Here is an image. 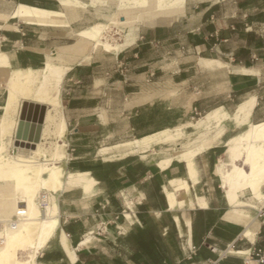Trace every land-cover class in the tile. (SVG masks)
Segmentation results:
<instances>
[{"label": "crops", "instance_id": "0c3cea01", "mask_svg": "<svg viewBox=\"0 0 264 264\" xmlns=\"http://www.w3.org/2000/svg\"><path fill=\"white\" fill-rule=\"evenodd\" d=\"M62 1L0 0V51L7 54L10 68H42L49 57H58L75 43L82 30L75 33L70 20V27L57 28L12 17L21 5L65 12ZM79 1L86 8L93 6V0ZM133 34L132 43L120 52L104 51L112 57L94 52L89 63L72 64L66 76L62 92L65 150L70 156L66 168L86 166L87 170L74 173H90L97 184L92 194L78 186L56 194L59 230L37 254L36 264H207L209 260L247 264V258L264 264L252 256L255 250H264V222L258 213L259 228L249 240L243 235L245 225L223 219L231 206L220 183L212 176L202 181L199 162L205 160L210 168L205 156L209 149L195 159L198 180L188 181L192 205L176 212L179 221L169 208L165 188L172 190L173 179L187 178L186 163L174 160L160 170L156 160L136 155L104 160L97 152L98 167L82 162L101 140H117L113 146L176 129L189 122L193 110L207 114L225 108L232 116L255 98L249 123L264 122V0H186L179 15L138 24ZM67 57L63 55L65 63L71 61ZM5 80L0 69V133ZM231 124L224 136L238 133L224 142L226 165V144L248 127ZM223 137L210 150L222 144ZM10 153L18 154V147H11ZM217 169L213 175L220 178ZM102 223L107 232H96L82 246L85 236ZM231 249L235 253L227 255Z\"/></svg>", "mask_w": 264, "mask_h": 264}, {"label": "bare ground", "instance_id": "6f19581e", "mask_svg": "<svg viewBox=\"0 0 264 264\" xmlns=\"http://www.w3.org/2000/svg\"><path fill=\"white\" fill-rule=\"evenodd\" d=\"M185 1L93 0L92 5L115 3L118 11L114 13L109 23H95L80 31L77 35L80 39L77 42L65 48L58 57H49L39 69L14 70L9 66L7 54L0 51V69L6 75L7 96L0 133V182L11 185L13 194L9 203H5L6 205L3 203L5 207L1 202L4 210H0L2 211L0 264H36L37 254L59 230L60 211L56 194L72 186L81 187L86 194H92L97 184L90 173L69 172L66 168L70 156L65 150L67 122L63 112L62 92L71 65L89 63L93 52L99 47L107 52H120L129 46L132 40L127 38L123 43L116 39L108 40L106 36L110 31L121 30L123 25L134 28L151 20L177 16L184 10ZM62 4L66 11L82 10L87 7L79 0H63ZM12 17L57 28L70 27L69 18L63 11L21 5ZM63 55L68 56L71 61L65 63ZM23 100L47 106L48 109L42 139L37 149L18 147L19 153L13 155L10 148L15 143L13 133L16 130ZM255 105L256 99L252 98L241 104L236 114L232 116L225 108H217L196 122L104 147L99 150V154L104 160H117L132 155L146 160H156V166L160 170H166L174 160L186 163L187 178L173 179L170 181L172 190L165 188L169 208L174 213L175 220L179 221L176 212L192 205L188 181L196 183L198 180L196 157L219 142L229 124L233 123L239 127L247 125L242 134L226 144L229 163L226 165L221 161L216 173L220 176L221 186L231 206L223 219L226 222L245 225L243 235L249 240H254L259 221L253 214L255 211L259 214L264 208V122L249 123ZM187 129L192 132L188 133ZM156 147L159 149L156 150ZM120 150L125 152L118 153ZM150 152L153 153L150 155ZM247 193L250 198L244 199ZM199 206L206 208L207 204L199 202ZM21 207L26 211L25 217L15 221L14 216ZM99 230L107 232L108 226L99 224L80 244L87 245L93 240L96 232L99 234ZM63 239L71 259L75 260L74 249L70 247L66 237ZM23 249H27L28 252L21 254L20 251ZM233 253L235 252L231 249L227 255ZM238 254L246 256L248 253ZM247 264L257 263L247 258Z\"/></svg>", "mask_w": 264, "mask_h": 264}, {"label": "rangeland", "instance_id": "374dc122", "mask_svg": "<svg viewBox=\"0 0 264 264\" xmlns=\"http://www.w3.org/2000/svg\"><path fill=\"white\" fill-rule=\"evenodd\" d=\"M96 1H101V0H96ZM89 2L90 1H86V3H89ZM117 11H118V7L115 5V3L109 2V3H106L105 5L96 4V5H93L91 7H88L87 9H83V10H77V11L68 10V13H66V11H65V13L69 17V20L72 22V30L75 33H77L80 30H84L86 28L91 27L95 23H101V24L102 23L103 24L109 23L110 19L112 18L114 13L117 12ZM134 29H135V27L134 28H130L127 25H123V26H121V30L114 29V30L110 31V33H108L106 37H107L108 40L109 39L110 40L111 39H116V40H118V41L123 43V42H125V40L127 38H129L131 40L134 38V34H133V30ZM74 38H75L74 42H77L80 39V37L79 36L77 37L76 35H75ZM88 49L89 50L91 49V45L88 46ZM104 51L105 50L102 47H99L94 52H97L96 53L97 55H102V56H106V57H112L114 55L112 53H106L107 51L106 52H104ZM204 115H205L204 113H200L199 111L193 110L191 116H189V118L187 119V122L188 121H189L188 123L196 122L199 118L203 117ZM187 130H188L187 131L188 133L192 132L190 129H187ZM237 133L238 132L227 133L222 139V144H220L217 147H214L213 149L208 151V153L205 156L208 157V158L206 157V159L210 160V168L205 167V165H204V164H206L205 160L199 162V167H200L201 172L203 174L202 181L205 180V178H209L210 179V177L212 176L214 182L215 183L219 182L220 185H221V182L219 181L220 178H218L215 175H213V171L215 172L216 167L218 165V161H220V160H222L224 162L227 161V158H226V155H225L224 142L227 139H229L230 137H232L233 135H236ZM130 139H132V138H128L129 141H130ZM115 141H117V140H111V141L101 140L100 143L96 146V148L94 150H92V154L90 156H88L87 159H84L82 162L86 163V164H89V165L92 164L94 167H98L99 164H100V159L95 157L96 152L99 153V150L104 148V147H111L112 146L111 143H113ZM124 141H127V139L124 140ZM114 145H116V144H114ZM156 150H158V148H156ZM120 151H123V150H120ZM152 153L153 152H150L149 154L151 155ZM74 162L75 161H72V163H74ZM214 167H215V169H214ZM67 170L68 171H72V172H76V171H84V170H87V169H86V166L74 167V166H71L69 164ZM205 182H202L203 185H204ZM209 185L211 186V184H209ZM205 188H207V187H205ZM12 198H13V194H12L11 185L5 184L3 182H0V210L3 211L4 208H3L2 204L3 203L7 204V202L9 203V201ZM243 198L244 199H248V198H250V195L247 193ZM3 199H7V200H3ZM1 202H2V204H1ZM5 205H4V207H5ZM2 211H0V214H1ZM257 213H258L257 211L254 212V216L255 217L257 216ZM0 220H1V218H0ZM1 224L2 223L0 222V229L2 228ZM183 241H184V239H181L180 243H184ZM27 252H28L27 249H23V250L20 251L21 254H24V253H27Z\"/></svg>", "mask_w": 264, "mask_h": 264}, {"label": "water", "instance_id": "95a60500", "mask_svg": "<svg viewBox=\"0 0 264 264\" xmlns=\"http://www.w3.org/2000/svg\"><path fill=\"white\" fill-rule=\"evenodd\" d=\"M47 109V106L34 102H23L14 143L15 147L37 149V145L42 139Z\"/></svg>", "mask_w": 264, "mask_h": 264}, {"label": "built area", "instance_id": "2783aa9c", "mask_svg": "<svg viewBox=\"0 0 264 264\" xmlns=\"http://www.w3.org/2000/svg\"><path fill=\"white\" fill-rule=\"evenodd\" d=\"M119 69H124V65L119 66ZM41 200V199H40ZM26 211L24 207H21L17 210L16 215L14 216L15 221H19L21 218H24ZM258 218L264 222V208L259 211ZM101 231V230H100ZM212 252H215V249H212ZM253 257H255L259 261L264 260V250L257 249L254 251ZM217 260H209L207 264H217Z\"/></svg>", "mask_w": 264, "mask_h": 264}]
</instances>
